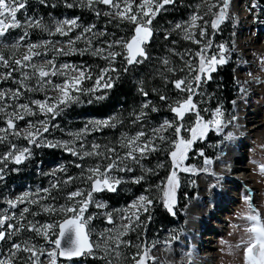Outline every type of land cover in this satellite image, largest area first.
Segmentation results:
<instances>
[{"label": "snow or ice", "instance_id": "obj_1", "mask_svg": "<svg viewBox=\"0 0 264 264\" xmlns=\"http://www.w3.org/2000/svg\"><path fill=\"white\" fill-rule=\"evenodd\" d=\"M41 4L45 0H39ZM66 6L71 8L74 5L67 3ZM231 0H217V4L209 6V12L205 15H211L212 19L205 20L203 15H193L187 26L182 24L175 25L176 30H183L185 32L184 39L190 41L192 44L198 46L195 51L190 49L186 50L184 54H179L181 66L179 68L171 67L168 59H163L162 63L166 66L167 73H183V75L169 79L164 72H161V78L164 79L165 84H171L176 92V98L170 99L167 95L160 94L159 99L165 102L166 107L173 114L172 120H165L163 123L154 129L151 133L139 131L132 136L123 134L118 141L119 149H123L121 154L117 147H110L108 145H101L92 143L85 148L84 140L86 136L92 132L103 131L105 128H114L116 125L112 119L97 120L86 125L84 129L77 133H70L71 140L50 142L44 138L41 143V138L44 133H49L51 128L57 127L55 124H50V120H55L61 115L65 108L73 103L80 102V94L82 93H95L101 89H110L113 86L114 78L110 75L111 72H116L115 67H106L101 69L99 74L94 80L93 87L84 89L81 87L85 79H93L91 71L87 68H79L68 63H63L59 67L56 66L55 59L47 61V65L41 64L39 67L31 63L35 56L41 55L36 49L40 48V44L30 43L27 45L28 54H25L21 59H15L11 63L9 59L5 58L0 52V64L9 69L4 74V80L12 79L18 85L15 91L0 90V113H4L6 118L4 123L6 127H0V143H7L9 135L20 136L17 130L16 121L24 120L25 115H37V111H33L30 105L35 106L39 114H42L46 119L37 122V124H30V127L36 131L28 132L23 139L27 140L29 145L37 147L49 148H63L78 160H85L86 158H95L97 162L89 168L84 167L81 163H75L77 168L81 169L80 179L87 188H77L67 194V200L70 202L66 206L60 208V212L65 214V217L58 221L55 225L44 224L37 227V224L29 223L27 226L29 231H35L46 238L53 248L50 251L37 250L34 246H30L27 242L23 247L21 243L13 242L11 244L12 256H16L17 252L23 251L28 254V259L32 264H40V256L46 255L51 264H56L57 257H64L71 260L74 257L93 256L95 249H100V244H93L90 241L89 235L86 231V225L94 218L91 215L85 219V213L88 208L93 204V194L104 191L115 192L119 185L124 182V178L119 173L134 172L136 168H142L145 173L153 172V169H144L142 161L148 159L152 153L163 152L165 148L168 149V156L171 162V168L167 177L157 185L162 194L163 206L169 213L175 215L174 207L177 202V191L180 187V172H195L194 168L185 166V161L188 158V153L192 149L193 144L198 140H203L209 131L221 132L223 127V112L220 108H216L212 114L211 119H205L201 115L199 108V101L195 100L201 94V85L207 84L212 79L214 73L219 66L226 64V53L228 49L223 45H213L212 36L219 30L221 23L226 18V10L229 7ZM176 0H86L82 6L92 8L94 4H103L108 6L109 11L103 13L108 17L117 19V26L121 23L127 22L134 27L131 29L132 34L125 39L123 36L118 39L107 43V48L92 49L90 46L77 50L74 47H69L67 50L56 49L55 51L62 55H72L79 51V54L84 55L89 53L93 56L101 57L109 62V65L114 62L117 57L122 61L124 67L122 71H128L129 66L140 65L145 61L151 59L147 51L148 46L151 44L155 35L153 28V20L156 16L160 15L162 11H166L167 5H174ZM28 0H0V38H4L10 34V31L21 29L23 34L19 37V41H23L28 37L27 29L40 28L42 31H48L50 35L60 34L68 35L65 31V26H70L68 31L72 28L78 27L77 19L63 20L55 25V32H51L46 26L41 23L40 18L28 17L24 11L27 8ZM218 8V11L213 12L212 8ZM18 14L24 16L23 21L18 19ZM97 16L101 15L99 10H96ZM203 21L198 25L197 21ZM111 22V20L109 21ZM95 25H91L82 29L83 34L93 33ZM199 28V38L193 29ZM211 29V33L209 32ZM101 35L106 33L102 32ZM77 40L82 39L81 35L76 37ZM168 39V36L165 37ZM51 43L45 41L44 44ZM75 41L69 40V44H74ZM90 44V41L88 42ZM19 43L13 44V48L19 47ZM113 47L121 48L122 51H112ZM215 47L216 51H213ZM47 53H44L46 55ZM31 67L32 73L30 74L25 69ZM20 73V79L13 77V72ZM78 72L77 76L70 75V73ZM62 77V83H53V77ZM36 80L35 85L27 83ZM103 81V83H102ZM58 90L59 95L56 97L48 96L47 89ZM43 92L45 97L43 100L35 99L30 100L29 103H17L15 105L4 103L7 99L18 101L24 92ZM141 94L145 97L149 95L147 91L141 88ZM103 95L97 96L96 99H103ZM91 102V101H89ZM12 110L8 112L7 110ZM142 109H147L151 112L159 111L155 106L150 107V102L146 101L142 105ZM23 110V112H21ZM147 112L141 111L139 116L135 117L134 123L147 116ZM195 117L193 124L187 128L184 126V120L187 115ZM38 125H42L38 127ZM164 133H168L165 135ZM184 133L188 134L185 138ZM159 141V144H157ZM76 142L79 143L80 150L74 146ZM164 145L165 147H160ZM103 149V151L101 150ZM31 148L24 146L18 147L17 144L12 143L6 153L0 156V180L4 179V171L7 162L19 165L31 157ZM203 156V153H200ZM205 163H209L205 160ZM61 172H66L64 167L59 169ZM76 177H68L64 181L65 184L71 183ZM145 179L142 174L140 176L132 177V183L139 184ZM53 187H56L54 185ZM47 192V189H44ZM23 197L17 201H9V205L13 208L18 204L24 203ZM32 204H37L38 201L32 200ZM153 203L146 195H141L138 201L134 202L130 207L136 211L132 216L121 215V223L117 226L111 214L106 215V222L112 225V228L107 233H102L101 236L105 243L103 245L104 255L100 257L106 260L107 264H113L109 260V256H114L117 259L120 257L121 246L130 247V241L121 239L130 230H133V218L136 222L139 221L138 212L143 210L148 211V206ZM96 208H105L107 205L103 203H95ZM45 212H51V207L44 208ZM127 211V210H126ZM29 212L28 207H24L21 211L19 221L25 219L24 214ZM39 213H34L38 215ZM252 221L251 227L247 229L250 233V239L245 242V259L246 264H264V222L259 218V215H250L248 217ZM18 218L15 215L11 217L8 215L0 216V242H4L15 236L20 232L25 225L17 223ZM127 220L128 223H123ZM11 221V222H9ZM38 223V222H37ZM57 228L58 231L52 232L55 239H50L49 230ZM138 251L131 257L132 264H145L146 252L143 254ZM139 257V259L137 258ZM0 264H6L4 260H0Z\"/></svg>", "mask_w": 264, "mask_h": 264}, {"label": "rangeland", "instance_id": "obj_2", "mask_svg": "<svg viewBox=\"0 0 264 264\" xmlns=\"http://www.w3.org/2000/svg\"><path fill=\"white\" fill-rule=\"evenodd\" d=\"M85 1L86 0H80ZM177 3H175V8H179V10H171V8L174 5H167L166 11H162L160 15L163 19H167L166 15L168 13L175 12L177 13V17L169 20L170 23L166 25H159L158 28H166L164 30L167 35H170L173 40V44L175 47L172 49V53L175 56L174 59L169 60L171 67L179 68L181 66V61L179 54H184L186 50L190 49L192 51H195L198 46L195 44H192L190 41L184 39L185 32L183 30H176L175 25L182 24L187 26V23L191 20L193 15H203L205 20H211L212 16L205 15V13L209 12V6L217 4V0H176ZM94 9L99 10L102 14L109 11L108 6L103 4H95ZM213 12L218 11V8H212ZM104 15V14H103ZM105 17H108L105 15ZM157 17V16H156ZM73 18H78L77 16L71 15L68 11H65L60 18L56 15L50 16V19L48 21V25L46 26L48 29H50L53 33L55 32V25L63 20H71ZM110 18V17H108ZM112 19H116L115 16L111 17ZM226 19L221 30H223L224 35L222 37H218V35L212 36V43L213 45H219L223 44L227 49L226 53V59L229 61L232 57H238L236 60V80H237V86L239 87V94L234 102L233 111L230 113V116L228 117V110L224 106V104L220 101H214V103H209L204 106L203 110H201V115L204 116L207 119L212 118V114L215 112L216 108H220L223 112V127L221 132H216V134L220 137H222V140L220 141L218 145V153L216 158L224 157L228 149H234L236 145L238 147H242L240 150L245 152V169H240L239 171H242L238 173V180L239 181H233L231 179L230 175L228 173L223 174H217V178L215 179L217 182H219L220 185H222L225 189V194L227 196H235L238 198V201L234 208L232 210H227V206L225 208H222L219 210V213L217 216L220 219V222L222 223L225 228L223 232L214 233L213 239L211 243L215 247L211 248L210 251L214 252L215 257L213 259L208 260L210 262L209 264H246L245 259V247L246 243L250 239V233L247 232V229L251 227L252 221L248 219L250 215H259V218L262 222H264V0H231L228 9L226 10ZM99 20V17H90L89 23L86 21L82 22V18L77 19L78 27L72 28L71 31H68L69 27L68 25L65 26V31L68 32V35H61V38H64L65 40L60 39H41L39 38L37 41L30 42L35 44H40L41 47L36 49V51H39L41 55L35 56L31 63L36 64L38 67L41 64L47 65V61L50 59H55L56 66L59 67L63 63H68L70 65H73L75 67L79 68H87L84 64V62L80 61H73L69 62L67 60L69 58V55H62L57 53L56 49H64L67 50L69 47L78 48L77 45L69 44V40L75 41V38L78 35L82 36V39L80 42L85 45L86 47H91L93 50L96 48H107V43L118 39L119 37L123 36L119 34L117 38L109 37L107 38V30L104 26H101L97 23ZM155 20V19H154ZM153 20V21H154ZM127 23V22H125ZM203 21L198 20L197 24H202ZM171 24V26H167ZM91 25H95V28L93 29V33L89 34H76L75 36H72V33L74 30L78 28H87ZM155 28V24L153 22L152 25ZM162 26V27H161ZM193 31L196 33L197 38H199V28L193 29ZM211 29H209V32L211 33ZM19 29L10 31V34L7 35L4 38H0V52L3 54H9V55H16V57H10L11 60L15 59H21L25 54H28V47L27 45L30 44L28 41H26V38L21 42L19 41V37L23 34H19V36H15L18 34ZM106 33L104 35H101L100 33ZM163 33V32H162ZM132 33H130L125 39L130 37ZM13 35V36H12ZM125 35V34H124ZM96 37L97 39L91 40V37ZM126 36V35H125ZM45 41H50L51 43L44 44ZM90 41V44L88 43ZM19 43V47L13 48V44ZM112 51H122L121 48L113 47L111 49ZM213 51H216L215 47L213 48ZM51 52L53 55H56V57H53L51 55ZM44 53H47L44 55ZM102 59L101 57H99ZM94 59H97V57H94ZM168 59V56H160L157 59L156 67L161 68V72H165V75L170 79V75L173 73H167L166 72V66L163 65L162 60ZM116 62V60L114 61ZM112 62V63H114ZM107 64L109 65V62L107 61ZM30 74L32 73L31 67H28L25 69ZM111 74V73H110ZM70 75L77 76L78 72L70 73ZM97 75V74H96ZM111 76L115 79L117 75L111 74ZM0 76V82H1ZM53 83H62L63 78L62 77H53L52 78ZM87 82V83H85ZM27 83L31 85H35L36 80L33 77L32 80L28 81ZM84 83L87 85L85 89L93 87L94 81H91L89 79H85L81 87L83 88ZM103 83V81H102ZM90 84L92 85L91 87ZM114 87V82L113 86ZM201 97L203 101L207 99V88L204 87L202 84L201 87ZM0 90H8L0 85ZM107 89H101L100 91H97L94 93L93 98L95 99L97 96L103 95V99L108 98V94L105 92ZM141 91V90H140ZM28 98L29 100H35V99H41L43 100L45 97V93L43 92H28ZM172 93V92H171ZM169 94L170 99L176 98V92H173L172 94ZM92 93H89L90 95ZM47 95L56 97L59 95L58 90H52L51 88L47 89ZM143 101L140 100L141 104L137 107L138 111H145L147 112V116L141 117L140 120L137 122H131L132 126L123 127L124 130L116 137L115 139V146L110 147H117L118 151L122 154L123 149H119L118 141L120 140V137L123 134H127L129 136L134 135L135 133L139 131H144L146 133H151L152 129L159 127L163 121L165 120H172L173 114L169 111V109L166 107L163 112L156 111L151 112L147 109H142V105L146 102H150V107L155 106L156 103H152V99L148 96H142ZM103 99H97V103H94L91 109H87L85 112L83 111V108L86 107V104L83 102L79 103H73L69 107L65 108L64 111L61 113L59 117H57L55 120H50V124H55L57 127L51 128L49 133H44V136L41 138V143L44 142V138L47 139V141L50 142H58V141H68L72 139V136L69 135L70 133H77L84 129L86 125H90L91 122L97 121V120H108L112 119V121L115 122L116 128L118 125V117H116L115 112H109L106 113L105 116L103 115H97L94 111V107H97L99 105V101ZM146 99V100H144ZM80 100L82 99V96L80 95ZM8 99L4 101V103H7ZM10 104V103H7ZM246 107H250L249 110H251V114H248L251 118H249V122L247 124V127H245L244 124L240 122L241 117H238V114L245 109ZM32 108H34L35 111H37V115L34 116V118H29L30 116L25 115L24 120L16 121L17 123V130L20 132V136L15 135H9L8 142L12 143L15 141V144L18 145V147H30L31 149L33 147H36L35 145H29L27 140L23 139V136H25L28 132L36 131L35 128L30 127V124H37V122L46 119V117L42 114L38 113V110L35 108V106L32 105ZM157 108V107H156ZM23 112V110H21ZM151 116H150V115ZM139 116L136 115V117ZM135 119V118H134ZM195 117L191 114L187 115L185 117L184 126L185 128L191 126L193 124ZM257 120V121H255ZM2 121L4 119L2 118ZM20 122V125L18 124ZM255 126V128H253ZM0 127H6V125L2 124ZM38 127L42 128V125H38ZM113 128V129H114ZM249 128H253L252 131L249 132ZM104 130V129H103ZM101 131L92 132L88 134L84 140L85 148L87 149L88 145L92 143H97L101 145L103 142L100 143L97 138L99 137V133ZM98 133V134H97ZM165 135H168V133H164ZM4 133H0V136H3ZM185 138H188L187 133H184ZM79 143L76 142L74 145L77 150L79 151ZM109 142L107 143V145ZM157 144H159V141H157ZM197 142H195L192 146V149L188 153V157L186 159L185 166L194 168L195 172H180L179 173V179H180V187L179 188H185L188 190H195L196 197H192L191 195H186L185 198L182 199L183 203L185 204V210L188 206H194L197 202L201 203V206L198 207L199 209L206 208L209 205L210 198L207 196V194H204V199L201 198L202 194V183L207 180L211 179L212 181L215 178V166L217 165V159H209V158H202L199 159V157L193 153L195 151ZM208 148L207 151L210 153L214 150V143L207 141L205 144ZM160 147H165L164 145H159ZM10 148V147H9ZM9 148L5 151H8ZM50 150L54 151L52 153L55 158H47L50 157L51 154L47 153L45 158L43 160L37 159L41 158V155L33 156L31 154V157L28 158L23 163L16 165L15 163L11 162L14 167L13 172H17L22 167L25 168L24 176L18 177L16 179L17 184L14 185L10 190H7L3 185L5 181L8 179L6 174L9 173L4 171V176H6V179L0 180V216L8 215L12 216L15 215L18 220L21 215V211L24 207L29 208V212L25 213V218L34 219L36 218V215H33V211L36 209V206H40L43 209L46 207H51L53 211L48 212L49 217L47 218H36L35 220H31L29 223L37 224V227H40L44 224H53L55 225L59 221V216H64V213H60L59 215L56 214V210H60L62 206L68 205L70 202L67 200L64 204L58 205L56 207H52L51 204L45 202L48 199V196L45 195H51L50 190L54 186L55 180H58L60 183L62 182V186H65L67 184L64 183L65 180H67V173L71 170V167L75 166V163H81L84 165L85 169L92 167L96 163L95 158H86L85 160L81 161L78 160L77 157L72 156L70 153L66 152L63 148H49V147H37L38 150ZM167 148H165L166 150ZM103 151V149H101ZM163 152H156L152 153L148 159L142 161L143 168L144 169H153V172H147L145 173L142 168H136L134 172L130 173H119L120 176L124 178V182L119 185L117 190H120L121 194L126 195L123 196L121 200L116 201H122L123 204L120 205V208L118 206L112 207L111 202L109 199L102 198L101 194H103L105 197L109 193L112 195V193L118 194L119 192L116 190L115 192H109L105 191L100 194H93V204H91L88 208V211L85 213V219L91 215L94 217L87 225L86 228L89 230V235L92 239V243L94 244H100L104 245L105 241L102 238V233H107L111 227H109L106 222V215L111 214L112 217H114L113 212L117 211V218H114V223L119 226L121 223V215H128L132 216V213L135 212V209H132L130 206L138 201V198L141 195L148 196L149 199L153 200V195L158 197L157 199H162V194L160 191V188L157 186L154 188L156 189V192L154 189H151L152 186H154L149 180L148 177H150L154 171L158 177H160V181L157 182V185H161V182L167 177L169 174V170L171 168V162L169 159V156ZM6 152L2 151V155H4ZM32 153V150H31ZM201 153V152H200ZM203 153V152H202ZM71 155V156H69ZM33 157V159H32ZM72 157V158H71ZM152 158V159H151ZM151 159V161H149ZM216 159V160H215ZM205 160H208L209 163H205ZM165 162H167L165 164ZM221 162H227L226 160H223ZM236 165V164H235ZM224 167L227 166V164L223 165ZM61 167H64L66 169V172H61L59 169ZM76 167V166H75ZM77 168V167H76ZM81 172V169L78 168ZM162 171L161 173L159 171ZM32 173V174H31ZM257 173V174H255ZM144 175L145 179L139 183L141 187L140 190L136 192L129 191L127 188L130 184L134 186V184L137 186L138 184L132 183V177L134 176H140ZM227 175V176H226ZM253 175H256L253 179ZM77 176V174H76ZM220 176V177H219ZM41 177L43 182L38 181L37 179ZM74 177V176H72ZM252 178V180H251ZM154 178H152L153 180ZM32 186V187H30ZM135 187V186H134ZM78 188H87L86 184L80 183ZM44 189H47L48 191L45 192ZM77 188L74 187L73 190H76ZM70 191V192H71ZM108 193V194H107ZM207 196V197H206ZM23 197L25 202L18 204L17 207L13 208L9 205V201H17L19 198ZM127 198V199H126ZM126 199V200H125ZM36 200L38 201L37 204H32L31 201ZM125 200V201H123ZM95 203H103L107 205L105 208H96L94 205ZM113 203V202H112ZM153 204L148 206V211L150 213H153ZM127 210V211H126ZM184 210L183 213L186 211ZM44 211V210H43ZM175 212V211H174ZM47 213V212H45ZM176 214V212H175ZM139 215V221L140 224H144L143 220L147 217V212L140 210L138 212ZM171 215H173L171 213ZM175 216V215H173ZM184 221H186V214H183ZM152 215L148 216V220H151ZM17 220V222H18ZM104 221V222H102ZM38 222V223H37ZM20 223V221L18 222ZM23 223H25L23 221ZM123 223H128L127 220L123 221ZM136 221L133 218V226ZM185 225V224H183ZM27 229H22L20 233L21 240L19 243H21L22 247L25 242H27L30 246H34L37 250H43L45 252L52 250L53 246L50 245V243L47 242L46 238L44 240L46 243L44 245H41V241H39L32 233H26ZM58 231L57 228H53L49 230L50 239H55L56 237L52 235V232ZM178 231V226L173 223L172 225H168L165 229L161 231L162 238L160 239H149V246L150 248L147 250L146 246H144V249L148 251V259L150 260V264H182L186 261H181V255L178 253V249L182 247V243L179 242H185L184 249L189 252L192 250L193 247V239L189 232H186L185 226L183 228L182 233L178 238H174L176 232ZM157 235V233H156ZM159 235V234H158ZM211 236V235H209ZM16 237L12 236L8 241L12 244L16 241ZM209 249V248H208ZM20 252H17L16 255H18ZM171 255V256H170ZM85 259H88L87 257H84ZM75 260V263L72 264H87L86 260ZM0 260H4L6 264H12L11 263V253L3 252L0 256ZM59 256L57 257L56 264H60L59 262ZM40 264H51V260L46 256L42 255L40 256Z\"/></svg>", "mask_w": 264, "mask_h": 264}, {"label": "trees", "instance_id": "obj_3", "mask_svg": "<svg viewBox=\"0 0 264 264\" xmlns=\"http://www.w3.org/2000/svg\"><path fill=\"white\" fill-rule=\"evenodd\" d=\"M67 3H72L74 6L69 8L66 6L65 0H45L44 4H41L39 0H28V8L26 9V14L28 17H33V18H40L41 23L44 26L48 25V21L50 19V16L56 15L60 13L61 11L64 13L65 11H69L71 15L80 17L82 18V22L86 21L89 23L90 17H95L97 16L95 14L96 10H94L93 5L92 8L82 6L83 3H86L85 1H80V0H67ZM177 3V1H176ZM171 10H179V8H175L174 6L171 8ZM172 12L168 13L166 15L167 19H163L162 21V16L158 15L156 18L157 24L161 25H166L170 23L169 20H172L177 17V13ZM99 17V20L97 21L98 24L101 26H104L107 30V38L109 37H114L117 38L119 34L123 35L125 38L132 33L131 29L134 27L133 25H130L128 23H121L119 26H117V19H112L105 17L101 13ZM228 18H225V20ZM111 20V22H109ZM225 20L221 23L219 30L216 32V35L218 37H222L224 35L223 30H221ZM171 26V24L167 25ZM162 27V26H161ZM82 30V28H79ZM50 30V29H49ZM166 28H158V31H160L159 35H155L153 41L151 42V59L145 61L143 64L140 65H133L128 67V71H122V68L124 65L122 64V61L119 57H117L116 62L112 63L111 65L107 64V61L104 59H100L98 56H93L89 53H86L84 55L79 54V51H77L75 54L69 55V62L73 61H78V59L82 62H84L85 66L89 71L92 73L93 79L91 81H94L96 76L99 74L101 69H104L106 67H115L117 69L116 72H111V74L117 75V77L114 79V87L107 89L105 92L108 94V98L103 99L99 101V105L97 107H94L93 109L95 110L94 112L97 115H103L105 116L106 113L109 112H115L116 117H118V126L116 128H105L103 131H101L98 135L99 137L97 140L103 142V144H106L109 142L108 146H115V139L116 137L124 130L123 127L127 126H132L129 125L131 122L134 120L136 115L140 114L141 111H138L137 107L141 104L140 100L143 101L142 94H141V88L144 91H147L149 93L148 97L152 99V103H156L157 109L159 111L163 112L165 110L166 105L165 102L161 101L159 99L160 94L167 95L169 98V94L172 92H175L173 89L172 85L165 84L164 79L161 78V68H157L156 62L158 57L160 56H168V60H172L175 58L173 53L171 52L172 49L175 47V45L172 43L173 40L176 41V39H172L170 35H167L166 32L164 31ZM28 31V37L26 38V41L34 42L37 41L39 38L41 39H46L49 37V32L48 31H42L40 28H32V29H27ZM163 32V34H162ZM23 33V30H19L18 34L15 36H19V34ZM78 33V29L74 30V36ZM126 36H125V35ZM166 35L168 36V39H165ZM13 36V35H12ZM91 37V40L97 39L96 37ZM81 40H77L75 38V45L78 46L77 50L83 49L85 45H83ZM5 58L9 59L10 63L13 61L10 59V57H16V55H9V54H3ZM94 57H97V59H94ZM238 57H232L226 64L219 66L217 70L212 73V79L207 82V84H203L204 87L207 88V99L203 101L201 95L197 96L195 100L199 101V108L203 110L204 106L211 103H214V101H220L224 104V106L227 108L229 114L226 120H228L230 113L233 111L234 107V102L236 101L238 94H239V87L237 86V80H236V60ZM9 71L8 68L3 67L2 64H0V76L1 77V82L0 85L6 89H11L15 91V89L18 87L16 83L13 82L12 79H8L6 82H2L4 80V74H6ZM165 73V72H164ZM97 74V75H96ZM110 74V75H111ZM13 77L16 79H20V73L19 72H13ZM183 75V73H173L169 77L170 79L177 78L179 76ZM87 83V82H85ZM84 83L83 88L85 89L87 85ZM92 85L90 84L89 87ZM202 87V85H201ZM171 93V94H172ZM89 93H82L80 94L82 96L83 100H80V102H83L86 104V107L83 108V111L85 112L87 109H91L94 103H97V99L93 98L94 93L88 95ZM29 93L27 91L24 92V95L20 97L18 101H12L8 99L7 103H10L12 105H15L17 103H29V98H28ZM146 100V99H144ZM91 101V102H89ZM32 107V105H30ZM12 109L9 108L7 111L10 112ZM33 111L34 108H33ZM150 115V114H149ZM36 116V115H34ZM34 116H30L29 118H34ZM151 116V115H150ZM204 117V116H203ZM2 118L5 120L6 115L4 113H0V125L4 124V121H2ZM205 118V117H204ZM206 119V118H205ZM185 121V120H184ZM113 123L117 121H112ZM20 125V122L18 123ZM128 129V127H127ZM130 130V129H128ZM188 135V134H187ZM222 140V137L218 136L215 131H209L207 136L203 140H198L195 151V153L199 159L202 158H209L213 159L216 158L217 153H218V145L220 141ZM207 141H210L214 143V150L213 152L207 151V146L205 145ZM12 143H15L13 141ZM12 143H0V156L3 152H6L10 145ZM32 154L33 156L41 155V159L43 160L47 153H50L51 156L47 158L54 159L55 156L52 154L54 151L48 150H38L37 146L33 147L32 149ZM200 152H203V156L200 155ZM160 153V152H158ZM165 154L168 155V149L165 150ZM71 156V155H69ZM72 158V157H71ZM189 158V157H188ZM33 159V157H32ZM152 159V158H151ZM149 159V161H151ZM97 162V161H96ZM167 162H165L166 164ZM13 164L11 163V160L7 162V165L5 167V172H8L6 176L8 179L4 183V187L7 190H10L12 187H14V182L17 177L19 176H24L25 168L22 167L20 170H18L16 173L13 172L14 167L12 166ZM160 173L162 172L161 170L159 171ZM5 174V173H4ZM32 174V173H31ZM67 178L68 177H76L75 180H73L71 183L67 184L66 187L62 186V182L60 183L58 180H55L53 183L56 185V187H53L50 190L51 195H48L45 193V195L48 196V199L45 201L49 204L52 205V207H56L58 205L64 204L67 201V194L73 190L74 187L78 188L81 182L80 177V170L76 168L75 166L71 167V170L67 173ZM77 174V176H76ZM4 176L6 179L7 177ZM149 180L154 186L151 187V189H154L157 186V182L160 181V177L156 175L155 171L154 173L148 177ZM152 178H154L152 180ZM40 182H43L42 178L39 177L37 179ZM87 186V185H86ZM135 186V187H134ZM130 184L128 186V190L131 192H136L141 189L142 186L139 184L136 186L134 184ZM32 187V186H31ZM156 192V189H154ZM119 193L116 194L112 193V195L107 193L106 197L101 194L102 198L104 199H109L111 202L112 207L118 206L120 208V205L123 204L124 202L122 201H116V200H121L123 198V195L121 194L120 190H117ZM105 192V191H104ZM123 195V196H122ZM186 195H191L192 197H196L195 190H188L185 188H179L177 191V202L174 207V211L176 212L175 216L171 215L167 211V209L163 206L162 199H157L155 195H153V213H150L147 211V214L152 215L151 220H148V216L143 220L144 224H140V221L134 223L133 230H130L126 235L121 237L122 240L124 241H130L131 246L130 247H124L121 246L120 252L121 255L117 259L114 256H109L108 259L113 261V264H132L131 257L138 251L137 246H139V251L143 254L144 252L147 253L145 256V264H150V260L148 259V249L150 248L149 246V239H160L162 238L161 236V231L168 227V225H172L175 223L178 226V231L176 232L174 238H178L182 232L183 229V224H184V216L183 212L185 210V204L183 203L182 199L186 197ZM127 199V198H126ZM125 199V200H126ZM123 200V201H125ZM44 209L40 206H36V209L33 211L34 213H39L36 215V218H47L49 217V213H45L43 211ZM60 210H56V214H60ZM114 217L113 221L115 220L114 218H117V211L113 212ZM64 216H59V221H61ZM34 219H29L28 217L25 218L23 221H20V223H23L25 227L23 229H27L25 231L26 233H32L39 241H41V245H44L46 241L44 240L43 236L38 234L35 231H29L27 226L29 222ZM19 222V220H18ZM17 222V223H18ZM104 222V221H102ZM109 227L112 228V225L107 224ZM157 233V235H156ZM159 234V235H158ZM15 237L17 238L15 242H18L21 240L20 238V233L18 232ZM10 239V238H9ZM2 245L5 244V242H0ZM144 246H146L147 250L144 249ZM9 248H11V243L9 241ZM104 255L103 252V245H101L100 249H95L94 250V255L93 256H85L88 259H85L87 264H107L106 260L101 259ZM12 256V253H11ZM12 258L17 261L18 263L21 264H26V263H31V261L28 259V254L20 251V253L16 256H12ZM139 259V257H137ZM78 259V258H76Z\"/></svg>", "mask_w": 264, "mask_h": 264}, {"label": "bare ground", "instance_id": "obj_4", "mask_svg": "<svg viewBox=\"0 0 264 264\" xmlns=\"http://www.w3.org/2000/svg\"><path fill=\"white\" fill-rule=\"evenodd\" d=\"M249 109L250 107L243 108L237 117H241L240 122L244 124L245 127H247L249 122L248 119L251 118V115L248 116V114H251V110ZM253 128H255V126H253ZM253 128H249V132L252 131ZM242 147L246 146L240 145L238 147V145H236L234 149H228V152L224 157L216 158L217 165L214 169L215 174H213L215 175V178L212 181H210L211 179L205 180L201 186V198L204 199L203 195L207 193V196L210 198L208 207L198 210L201 203L197 202L194 206L192 205L186 208V212L184 213L186 214L184 226L186 232H189L192 236L193 247L191 251L187 252L183 245L185 242H179L182 243V247L178 249V253L181 255V261H186L182 264H209L210 262H208V260L215 257L216 253L214 254V252L210 251L211 248L215 247L210 239H213L212 234L223 232L225 228L222 223L217 224V222H220L217 214L219 213V210L226 206L228 207L227 210H232L238 201V198L235 196H227L224 187L215 179L217 178V174L225 175V173H228L233 181H239L238 173L242 172L239 170L245 169L246 167V165H244L246 158L245 152L240 150ZM223 160H226L227 162H221ZM224 164H227V166L224 167ZM255 176L256 175H253V179H256Z\"/></svg>", "mask_w": 264, "mask_h": 264}, {"label": "flooded vegetation", "instance_id": "obj_5", "mask_svg": "<svg viewBox=\"0 0 264 264\" xmlns=\"http://www.w3.org/2000/svg\"><path fill=\"white\" fill-rule=\"evenodd\" d=\"M94 10H97V9H94ZM69 12V11H68ZM63 14V12L61 11L60 13H58L57 14V16H58V18H60V16ZM74 16V15H73ZM158 17V16H157ZM156 17V18H157ZM78 18H80V17H78ZM156 18H155V20L153 21L154 22V24H155V28H154V30H155V35H159L160 34V31H158V29H157V27L159 26V24H157V22H156ZM51 31V30H50ZM52 32V31H51ZM82 33V30L81 29H79L78 28V34H81ZM163 34V33H162ZM155 35H154V37H155ZM72 36H74V31H73V33H72ZM167 36V35H166ZM154 37H153V39H154ZM46 39H49V40H54V39H60V40H65L64 38H61V35L60 34H52V35H50L49 34V37H47ZM153 39H152V41H153ZM151 44L148 46V48H147V51H148V53H149V56H151ZM51 55L53 56V57H56V55H53V53L51 52ZM101 193H103V192H101ZM98 194V193H97ZM9 253H12V250H10L9 251ZM42 256V255H41ZM40 259V258H39ZM13 263L14 264H21V263H18L17 261H14L13 260ZM26 264H32V261H31V263H26Z\"/></svg>", "mask_w": 264, "mask_h": 264}, {"label": "water", "instance_id": "obj_6", "mask_svg": "<svg viewBox=\"0 0 264 264\" xmlns=\"http://www.w3.org/2000/svg\"><path fill=\"white\" fill-rule=\"evenodd\" d=\"M101 193V192H100ZM86 231H87V228H86ZM87 234H88V232H87ZM89 235V234H88ZM90 238V237H89ZM90 241H91V239H90ZM83 257V256H82ZM61 259H63V260H69V259H66V258H64V257H60ZM76 258H81V257H74V258H72V259H76Z\"/></svg>", "mask_w": 264, "mask_h": 264}]
</instances>
